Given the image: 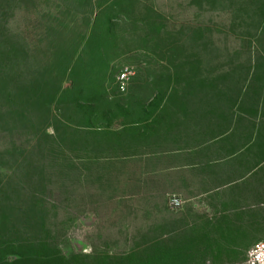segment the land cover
<instances>
[{
    "label": "rangeland",
    "instance_id": "obj_1",
    "mask_svg": "<svg viewBox=\"0 0 264 264\" xmlns=\"http://www.w3.org/2000/svg\"><path fill=\"white\" fill-rule=\"evenodd\" d=\"M243 11L207 0H0V45L24 65L13 69L0 47V264L161 259L146 204L130 198L104 146L99 94L195 101L219 131L252 141L259 130L264 145V23Z\"/></svg>",
    "mask_w": 264,
    "mask_h": 264
},
{
    "label": "crops",
    "instance_id": "obj_2",
    "mask_svg": "<svg viewBox=\"0 0 264 264\" xmlns=\"http://www.w3.org/2000/svg\"><path fill=\"white\" fill-rule=\"evenodd\" d=\"M105 101L100 133L115 174L130 181V198L146 204L149 239L161 241V259L149 264H246L252 246L264 241L259 130L252 141L219 131L195 101L179 97ZM171 196L181 209L169 208Z\"/></svg>",
    "mask_w": 264,
    "mask_h": 264
},
{
    "label": "trees",
    "instance_id": "obj_3",
    "mask_svg": "<svg viewBox=\"0 0 264 264\" xmlns=\"http://www.w3.org/2000/svg\"><path fill=\"white\" fill-rule=\"evenodd\" d=\"M207 1L209 3H211V4H214V5H221V4L222 5H226L228 10H234L236 12H240V11H243V10L244 11H248V12H250L251 16L253 18H255V20H257L260 23H264V0H207ZM96 17H95V19H96ZM95 23H96V20H94V22H93L92 30H93V28L95 26ZM0 28H1V26H0ZM92 30H91V32H92ZM1 34H3V33H1ZM5 45H6V43H5ZM1 46H2V48H1V52H2L1 56L5 57V60H6V57H8L10 59L9 60L10 63L14 65V66H12L13 69L14 68L17 69L18 67H20L22 69L24 67V65L23 64L21 65V63H20L22 60L19 58L20 57L19 50L15 49V51H13L8 46L6 47V46H4L2 44L0 45V47ZM0 60H1V57H0ZM21 69H20V71H21ZM3 71L4 70L2 68H0V95L1 96H4L6 94L5 89L7 88V85L3 84V79H2L3 77L1 76ZM39 85L40 84L37 83L36 79L32 78L30 80L29 86L27 87L30 90L29 92L31 94V98H30L29 101H32L33 103L35 102L34 101L35 92H36V89H39ZM23 87L24 86L21 85L20 89L15 88V92L14 93L11 92V94H15V99L18 100V101L21 100ZM59 90H60V88H59ZM117 90H119V88H117ZM47 91H50L48 93L51 96H54L52 98H55V96L57 94H59V92H60V91L57 90V87H55V86L52 87L50 90L47 89ZM108 97H109V95H107L105 93V91H104V94H102V93L99 94L100 101H105L106 99H108ZM167 98H175V97L168 96ZM0 99H2V98L0 97ZM182 99H184V98H182ZM198 102H200V101H198ZM45 106L47 107V105H44L43 107H45ZM42 111H45V109H43ZM46 113H48L47 109H46Z\"/></svg>",
    "mask_w": 264,
    "mask_h": 264
},
{
    "label": "built area",
    "instance_id": "obj_4",
    "mask_svg": "<svg viewBox=\"0 0 264 264\" xmlns=\"http://www.w3.org/2000/svg\"><path fill=\"white\" fill-rule=\"evenodd\" d=\"M120 79L119 89L124 92V81L127 79V74L123 72ZM169 206L174 210H179L183 206V203L177 197L171 196L169 198ZM246 264H264V241L258 242L252 246L247 254Z\"/></svg>",
    "mask_w": 264,
    "mask_h": 264
}]
</instances>
